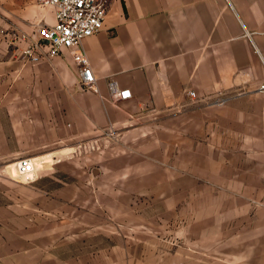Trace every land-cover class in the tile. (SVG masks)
<instances>
[{"label": "crops", "instance_id": "obj_1", "mask_svg": "<svg viewBox=\"0 0 264 264\" xmlns=\"http://www.w3.org/2000/svg\"><path fill=\"white\" fill-rule=\"evenodd\" d=\"M0 21L33 33L56 21L55 8L0 0ZM82 47L95 90L82 84L70 50L33 62L0 42V171L20 150L51 155L55 164L77 143L101 140L105 149L89 161L104 171H70L69 189L59 187L61 174L38 172L34 200L55 193L77 201L89 191L104 198L123 179L135 193L159 190L166 178L186 180L181 194L192 211L203 199L204 245H217L226 264H264V0H109L104 27ZM112 79L132 97L113 100Z\"/></svg>", "mask_w": 264, "mask_h": 264}, {"label": "rangeland", "instance_id": "obj_2", "mask_svg": "<svg viewBox=\"0 0 264 264\" xmlns=\"http://www.w3.org/2000/svg\"><path fill=\"white\" fill-rule=\"evenodd\" d=\"M104 144L101 140L77 143L65 155L71 158L66 159L67 164H51V155L35 157L36 173L61 174L64 182L59 181V187L69 189L74 178L70 171L87 175L104 171L97 161H89L105 149ZM25 152L20 150V157ZM7 163L0 171V264H226L217 258V245L211 250L204 245L203 199L196 197L198 205L192 211L190 200L181 194L187 189L186 180L166 178L159 190L154 184L145 193L130 190L133 197L131 181L123 179L113 190L108 185L104 198L89 191L77 201L55 193L34 200L32 180L36 174L31 180L19 178L16 166L7 167ZM170 167L169 162L163 165V177L169 176ZM106 168L113 171L115 166ZM93 182L83 181L84 185L96 184ZM45 183L49 189L54 184L52 180ZM151 183L146 182L147 186ZM196 183V189L204 187L203 181ZM125 254L132 258L126 259ZM84 255L92 259L83 260Z\"/></svg>", "mask_w": 264, "mask_h": 264}, {"label": "built area", "instance_id": "obj_3", "mask_svg": "<svg viewBox=\"0 0 264 264\" xmlns=\"http://www.w3.org/2000/svg\"><path fill=\"white\" fill-rule=\"evenodd\" d=\"M55 8L56 21L40 24L33 33L18 28H5L0 22V42L20 48L21 54L33 62L53 57L70 50L80 68V80L89 89H97L96 78L88 55L82 47L87 36L101 30L107 14L109 0H39ZM264 62V59H263ZM112 98L121 101L132 97L130 87H120L116 80H110ZM264 92V76L258 84ZM192 99L198 97L195 90H187ZM222 99L220 101H224ZM16 175L31 180L37 172L35 157L25 155L16 161Z\"/></svg>", "mask_w": 264, "mask_h": 264}, {"label": "bare ground", "instance_id": "obj_4", "mask_svg": "<svg viewBox=\"0 0 264 264\" xmlns=\"http://www.w3.org/2000/svg\"><path fill=\"white\" fill-rule=\"evenodd\" d=\"M15 165H16V163H15ZM15 176H16V172H15Z\"/></svg>", "mask_w": 264, "mask_h": 264}]
</instances>
